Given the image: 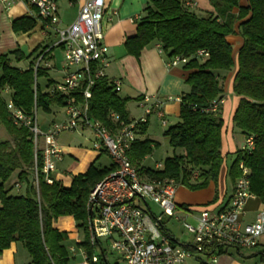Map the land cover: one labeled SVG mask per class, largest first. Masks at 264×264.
Masks as SVG:
<instances>
[{"label": "trees", "instance_id": "trees-1", "mask_svg": "<svg viewBox=\"0 0 264 264\" xmlns=\"http://www.w3.org/2000/svg\"><path fill=\"white\" fill-rule=\"evenodd\" d=\"M207 1L212 12L199 14L190 2L149 0L137 22L135 36L125 40L126 54L135 59L145 47L156 43L166 60L187 59L182 67L189 71L185 79L189 90L180 97L179 121L164 132L169 147L175 152L173 156L166 158L160 169L142 166V160L158 146L144 137L147 127L143 123L138 126L127 158L144 182L172 181L189 191L202 190L211 184L216 186L223 164L222 85L235 67L231 92L239 102L231 114V122L245 138H252L253 149L235 152L226 170V180L234 185L240 175L239 163H242L249 170L250 193L264 205V0H243L244 4L242 0ZM34 26L33 19L27 18L14 20L11 25L15 33L27 32ZM232 35L242 39L235 58L227 42V37ZM200 50L207 55L196 56ZM9 55L16 61L23 59L19 51L0 55V127L9 137L0 142V255L11 243L17 242L28 254L29 264H71L73 258L65 246L67 234L53 227L56 219L71 217L85 234L78 246L92 257L96 249H102L100 244L91 246L89 243L88 220L93 214L87 209V201L91 190L116 168L113 164L102 169L90 166L84 174L72 177L69 188H63L54 180L47 184L41 176L37 188L34 186L31 133L13 123L6 99L26 116L33 115L34 110L48 114L52 107L63 108L65 99L37 84L38 78H47L45 67L21 71L11 66ZM51 84L48 79L46 88ZM5 90L8 91L6 99ZM127 102L119 98L106 77L100 78L91 89L89 117L115 131L118 121H132ZM213 102L219 103L217 110L207 111ZM111 114L117 115L118 121L112 119ZM16 171L18 181L25 187L24 195L10 194L15 184L5 188ZM216 201L215 195L208 205ZM165 222L163 218L159 224L161 234L171 243L187 247L174 240ZM102 256L98 264H108L103 251ZM253 256L264 263L263 251ZM200 258L196 256L199 264H207V258L203 257L206 261Z\"/></svg>", "mask_w": 264, "mask_h": 264}, {"label": "built area", "instance_id": "built-area-1", "mask_svg": "<svg viewBox=\"0 0 264 264\" xmlns=\"http://www.w3.org/2000/svg\"><path fill=\"white\" fill-rule=\"evenodd\" d=\"M0 2L6 7L20 2L32 8L34 18L53 29L57 36L56 45L62 47L63 51L62 79L49 88V93H58L65 99L63 120L43 131L35 110L33 115L26 116L13 106L10 99L7 101L13 123L27 128L31 133L34 186L37 188L39 176L47 184L53 183L50 173L56 170V164L62 159L56 139L63 132L90 130L93 134L92 148L106 152L116 168L114 173L98 183L89 194L87 209L93 214L88 220L91 246L100 244V239L107 240L112 250L122 256L123 264H186L195 256L214 260L217 254L228 248L240 251L257 247L259 238L264 234V211H259L252 223L241 222L246 200L254 197L249 191V170L242 163H239L240 175L233 185L228 203L214 213L202 210L197 216L189 211L177 216V186L172 181L144 182L129 163L126 153L137 137L138 126L146 123L147 116L155 112L161 124L165 125L160 110L161 100L144 99L143 115L129 123L119 122L118 116L111 114L112 119L118 121L115 131L89 117L91 89L96 80L105 77L110 63L107 47L103 43V0H86L74 22L65 28L58 27L55 0ZM107 21L111 22L112 19L109 17ZM159 52L162 54L160 47ZM206 55L204 50L196 53L199 57ZM43 58V54L39 55L33 66L34 70L45 66ZM186 62L187 59L181 57L166 60L168 67L182 66ZM111 84L114 91L119 92L120 81L114 80ZM4 92L8 93L7 90ZM218 105L219 103L213 102L207 111L215 112ZM241 149L248 152L253 149L251 137L245 139ZM18 187L15 184V188ZM135 199L142 200L145 208L140 207ZM149 204L155 205L160 213H151L148 210ZM163 218H173L180 222L191 236L190 242L186 243L187 247L173 244L161 234L159 224ZM188 218L194 224L187 222ZM70 252L74 256V250L71 249ZM79 255L80 261L74 264H98L100 261L98 256L94 254L89 257L84 250Z\"/></svg>", "mask_w": 264, "mask_h": 264}, {"label": "crops", "instance_id": "crops-1", "mask_svg": "<svg viewBox=\"0 0 264 264\" xmlns=\"http://www.w3.org/2000/svg\"><path fill=\"white\" fill-rule=\"evenodd\" d=\"M86 0H55L57 5L58 27L65 28L71 25L77 17V14ZM104 17L102 27L104 32L103 43L107 47L109 66L106 69L105 77L110 81L118 80L121 83L118 96L121 99H127L126 109L129 117L134 120L143 115L142 106L144 99H159L162 101L161 112L165 125L161 124L160 119L155 112L146 118V134L144 137L158 144L153 152L146 156L141 164L147 169H160L163 161L173 156L175 153L169 147L164 132L179 121L180 97L187 93L189 87L185 84V79L189 71L182 66L168 67L163 54L159 52V45L152 43L145 47L138 59L126 54L124 42L136 34L138 20L143 15V8L149 0H103ZM192 3L193 7L199 14L210 13L212 8L207 0H181ZM244 4V1H241ZM236 12V10L234 11ZM115 13V14H114ZM112 21L108 22L107 19ZM33 19L35 26L27 32H13L12 22L17 19ZM57 36L53 29L43 25L34 18V10L20 2H14L6 7L0 2V55L8 54L12 51H19L23 59L14 60L13 55H9L10 64L21 71H25L35 65L36 59L40 52L43 54V64L47 69V78L43 87L45 91L61 81L63 67L62 47L56 45ZM227 42L233 48L234 58L237 50L240 48L242 39L238 35L227 37ZM42 64V65H43ZM236 68L229 72L224 80V97L221 100V117L223 120V129L221 136V156L223 164L220 169L219 180L214 185L198 191H189L183 187H177L175 192V203L178 207L177 216H182L186 212H191L197 216L202 210H208L211 213L221 210L229 201L232 194L233 184L226 180V170L233 161L235 152L244 144L245 136L233 128L231 114L236 108L239 98L233 96L232 81ZM50 71V72H49ZM53 73V77L50 73ZM52 84L46 88L47 80ZM7 94V93H6ZM5 99L7 98V95ZM9 99L7 98L6 101ZM53 107L48 113L50 119H44L39 124L43 131L50 128L53 123H57L64 118L62 109ZM53 110V111H52ZM52 112V115H50ZM62 113V114H60ZM93 134L88 129H81L77 132H63L57 136L56 143L62 152V159L56 164V170L50 173V178L59 182L63 188H69L72 177L84 174L90 166L96 169L109 167L112 163L109 156L104 151H96L92 148ZM231 159V161H229ZM18 171L14 172L5 184L9 188L18 184V188L10 190L19 195H24L25 187L18 181ZM21 193V194H20ZM217 196L215 204L208 205L214 196ZM152 205V204H151ZM155 206V205H153ZM180 206L188 207V210L180 209ZM148 210L157 215L160 213L153 212L149 205ZM264 211V205L256 198H248L244 204V212L241 217L243 224L252 223L259 211ZM173 219V218H171ZM166 218V222L171 220ZM189 219V218H188ZM187 219V220H188ZM180 223L179 221L173 219ZM192 220V219H190ZM171 233L174 240L178 243L186 244L189 240H179ZM194 224V221L191 222ZM53 227L67 234L65 246L67 250H74L73 261H80V251L83 250L78 245L84 239V232L77 228L76 223L71 217H60L53 222ZM233 249V248H232ZM264 252V234L259 238L258 245L248 252L231 250L230 248L221 251L214 260L207 259V264H264L259 261V257L253 256L257 252ZM200 257V256H199ZM202 261H206L203 257ZM200 262L189 259L186 264H197ZM30 258L22 246L15 242L11 243L9 248L4 250L0 255V264H29Z\"/></svg>", "mask_w": 264, "mask_h": 264}, {"label": "rangeland", "instance_id": "rangeland-1", "mask_svg": "<svg viewBox=\"0 0 264 264\" xmlns=\"http://www.w3.org/2000/svg\"><path fill=\"white\" fill-rule=\"evenodd\" d=\"M50 75L52 77L54 76L52 72L50 73ZM45 82H46V80H45L44 77L37 79V84L41 88L44 87ZM222 87H223V90H224V83H223ZM3 95H7L6 92H3ZM61 109H62L61 111L63 113V108H61ZM53 110L55 111L56 109H54V107H53ZM62 113H60V114H62ZM36 114H37V120H38V123L39 124L42 122V120H44V119H50L51 118V116H48V114L43 113L40 110H38ZM50 115H52V112H51ZM5 140H9V137L6 134V132L4 131V129L2 127H0V142H3ZM232 158L234 160V157L233 156H232ZM232 158H230L229 161H231ZM178 187H182V186H178ZM183 188H185V187H183ZM13 195H19V194L16 193V192H13ZM135 201L137 203H139V206L140 207L145 208V205H144V203H143L142 200L139 199V201H138V199H135ZM149 207H150V209L153 212L159 213L158 208L156 206H153V205L149 204ZM187 222H190L191 223L192 220L188 219ZM166 224H167V228L170 231H172L173 234L176 235L179 238V240H183V241L185 240L186 241V240L191 239V236L182 228V226H181L180 223H178V222L174 221L173 219H171V220L167 221ZM99 242H100L101 249L104 252V255L106 257V260H107V263L108 264H123V262H122V256L119 255L116 251L112 250V248H111V246H110V244H109V242L107 240L100 239ZM230 249L233 250L232 248H230ZM102 251L100 249H96L94 254L96 256H98V257H101V259H103ZM248 251H250V250H243V249L241 250V252H248ZM196 263L199 264L198 262H196Z\"/></svg>", "mask_w": 264, "mask_h": 264}]
</instances>
